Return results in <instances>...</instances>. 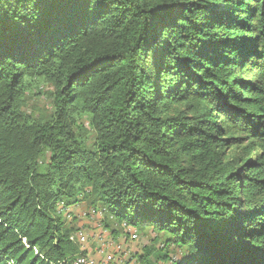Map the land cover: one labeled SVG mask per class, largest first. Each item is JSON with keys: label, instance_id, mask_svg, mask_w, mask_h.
I'll list each match as a JSON object with an SVG mask.
<instances>
[{"label": "trees", "instance_id": "obj_1", "mask_svg": "<svg viewBox=\"0 0 264 264\" xmlns=\"http://www.w3.org/2000/svg\"><path fill=\"white\" fill-rule=\"evenodd\" d=\"M79 202L138 264H264V0H0V264L86 253Z\"/></svg>", "mask_w": 264, "mask_h": 264}, {"label": "rangeland", "instance_id": "obj_2", "mask_svg": "<svg viewBox=\"0 0 264 264\" xmlns=\"http://www.w3.org/2000/svg\"><path fill=\"white\" fill-rule=\"evenodd\" d=\"M31 83V89L27 91L26 98L22 109L32 115H46L50 111V97L48 95V86L44 89L29 80ZM50 90V89H49ZM81 123L87 125V119L81 118ZM85 138L89 143L93 140V133L91 130H87ZM74 211L71 213V219L67 221L68 226L73 229L72 237L77 241L76 236L79 231L86 234L85 248L93 247L97 248L99 245L98 235L104 237L109 245L105 250L109 253L114 254V262L112 264H138V254L142 252L144 246H149L154 252H160L162 244V235L152 229L148 228L145 230H137L136 228L119 224L114 220H104L96 216H81L83 210L88 209L86 203L79 202L73 206ZM136 234L135 237L131 238L132 234ZM167 251L169 257L165 262H185V256L175 246H166L164 248ZM88 253V251L86 252ZM95 258H99L94 255ZM170 258V259H169ZM162 264V262H158Z\"/></svg>", "mask_w": 264, "mask_h": 264}, {"label": "built area", "instance_id": "obj_3", "mask_svg": "<svg viewBox=\"0 0 264 264\" xmlns=\"http://www.w3.org/2000/svg\"><path fill=\"white\" fill-rule=\"evenodd\" d=\"M74 211V208L72 206H64L62 203H60L57 206V212L62 214L67 221L71 219L72 212ZM81 216H96L98 218L104 217L102 210L99 208H88L86 210H83L81 212ZM136 234H132L131 238L135 237ZM99 237V245L96 248V257L98 256L99 258H95L93 254L91 253H79L75 255L74 257L67 258L62 261H58L56 264H112L114 262V254L109 253L105 250V248L109 245V243L106 242L104 237L98 235ZM77 241L81 245V252L86 250L84 244L86 243V234L83 232L79 231L76 236Z\"/></svg>", "mask_w": 264, "mask_h": 264}, {"label": "crops", "instance_id": "obj_4", "mask_svg": "<svg viewBox=\"0 0 264 264\" xmlns=\"http://www.w3.org/2000/svg\"><path fill=\"white\" fill-rule=\"evenodd\" d=\"M76 205V204H75ZM73 207V205H72ZM86 252L88 251V253H91L93 255H96V249L93 247H87V249L85 250Z\"/></svg>", "mask_w": 264, "mask_h": 264}]
</instances>
